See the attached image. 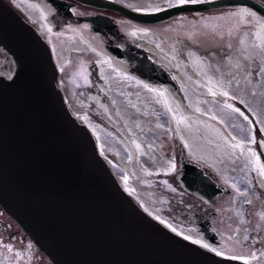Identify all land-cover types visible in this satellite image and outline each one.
I'll return each mask as SVG.
<instances>
[{"label": "flooded vegetation", "instance_id": "1", "mask_svg": "<svg viewBox=\"0 0 264 264\" xmlns=\"http://www.w3.org/2000/svg\"><path fill=\"white\" fill-rule=\"evenodd\" d=\"M5 1L48 41L66 103L92 131L98 152L106 158L122 187L141 204L147 198L166 201L163 221L179 235L202 247L207 245L205 248L264 264V209L260 205L264 197V149L257 146L263 162L252 171L253 185L234 191L229 177L218 173L206 154L205 159L197 156L189 145L190 138L181 135L175 112L185 110L176 93L164 82L167 76L190 107H194V102H210L202 91L205 84L201 83V73L190 67L182 71L176 54L166 50L162 43L168 39L174 50L171 41L182 36L178 31L185 25L191 26L197 16L209 10L144 21L119 8L85 0ZM110 1L138 12L158 11L181 3V0ZM217 9L237 12L238 33L245 32L251 41L264 39V22H259L264 15L258 11L242 4ZM242 10L244 15L239 14ZM249 12L254 16L247 15ZM196 50L202 59L219 64H224L228 56L244 59L238 43L225 46L216 38L201 40ZM257 65L255 62V69ZM252 75L256 81V71ZM233 98L238 97L232 94L230 99L238 105ZM249 116L257 128L256 118ZM185 162L196 164L217 183L220 191L209 201L184 188L181 178ZM238 169L242 172L243 168ZM242 180L247 179H241V186ZM236 232L245 240L241 241ZM213 234L219 246L204 238ZM245 246L252 247V255L243 252ZM0 264H53L1 205Z\"/></svg>", "mask_w": 264, "mask_h": 264}, {"label": "water", "instance_id": "2", "mask_svg": "<svg viewBox=\"0 0 264 264\" xmlns=\"http://www.w3.org/2000/svg\"><path fill=\"white\" fill-rule=\"evenodd\" d=\"M85 1L144 21L234 4L264 15V0H199L153 12ZM0 50L11 62L0 72V205L53 264H251L173 237L121 186L93 133L66 103L48 41L5 0ZM164 82L184 109L201 115L167 76ZM182 171L184 188L206 201L220 191L196 164L185 162ZM215 237L205 236L217 246Z\"/></svg>", "mask_w": 264, "mask_h": 264}, {"label": "rangeland", "instance_id": "3", "mask_svg": "<svg viewBox=\"0 0 264 264\" xmlns=\"http://www.w3.org/2000/svg\"><path fill=\"white\" fill-rule=\"evenodd\" d=\"M235 12L218 9L209 10L197 16L196 20L190 24L191 26L185 25L178 31L182 34L180 39L171 41V44L175 45L174 50L169 46L168 39L162 42L166 50L176 54L177 64L181 66L182 71L190 67L194 72L201 73L199 76L201 83L206 86L202 88L204 89L202 91L207 93L206 97L210 100L207 103H193L194 108H199L212 117L210 121L191 116L183 110L175 112L179 119L181 135L190 138L189 145L197 156L204 158L206 154L209 158L207 161L215 170L229 177L234 191L241 190V188L249 189L253 185L252 171L260 167L263 162L256 146L264 149L263 136H258L259 132L245 110L246 107L256 118L261 133L264 135V39L261 38L260 42L256 39L251 41L244 35L245 32L238 33L237 12ZM259 22H264V20L260 19ZM214 38L224 42L225 46L231 45L232 42L238 43L243 51L244 59L238 60V58L228 56L224 64L216 63L209 58L202 59L196 46H199L201 40ZM184 46L190 48L187 50ZM179 52L182 58L178 56ZM255 54L259 57L254 56ZM255 62L258 64L256 68L260 70L254 68ZM10 67L11 62L7 55L0 50V72L9 71ZM255 71L256 77H260L256 80L257 82L253 80L252 75ZM189 76L192 79V76ZM232 94L237 95L238 99H233L238 105L231 103ZM164 113L166 117L167 111L165 110ZM168 114H170L169 110ZM222 126L225 131H221ZM238 167L244 170L238 172L240 169ZM242 178L247 179L242 180L243 186L239 184ZM161 201L147 198L142 204L152 215L163 221L165 220L164 210L168 207V203ZM260 205L264 209V197L261 198ZM262 228L264 229V225ZM236 235L241 241L245 240L241 233L236 232ZM233 247L230 246V248ZM251 249L252 247L245 246L243 252L252 255Z\"/></svg>", "mask_w": 264, "mask_h": 264}, {"label": "snow or ice", "instance_id": "4", "mask_svg": "<svg viewBox=\"0 0 264 264\" xmlns=\"http://www.w3.org/2000/svg\"><path fill=\"white\" fill-rule=\"evenodd\" d=\"M187 2L196 3V2H198V0H181V3H187ZM157 10H159V9H157ZM239 14L244 15L245 14L244 10H242L241 13H239ZM247 15L254 16V14L250 13V12L247 13ZM241 43H243V42L241 41ZM230 47H231V45H230ZM213 95H215V93H213ZM224 95H227V93H224ZM236 111H239V109H236ZM245 118L247 119V117H245ZM236 146L239 147V145H236ZM205 247H207V245H205ZM213 251H215V250L213 249Z\"/></svg>", "mask_w": 264, "mask_h": 264}, {"label": "bare ground", "instance_id": "5", "mask_svg": "<svg viewBox=\"0 0 264 264\" xmlns=\"http://www.w3.org/2000/svg\"><path fill=\"white\" fill-rule=\"evenodd\" d=\"M234 95H236V94H234ZM237 96V95H236ZM205 105H209V104H205ZM223 127V126H222ZM225 131V128L223 127V129L221 128V131ZM165 231V230H164ZM167 232V231H166ZM167 233H169L170 235H172L173 237H176V238H178V239H180L181 241H185V242H187V243H190V244H193V245H197L196 244V242H194V241H191V240H189V239H186V238H182V237H180V236H175V235H173L172 233H170V232H167Z\"/></svg>", "mask_w": 264, "mask_h": 264}]
</instances>
